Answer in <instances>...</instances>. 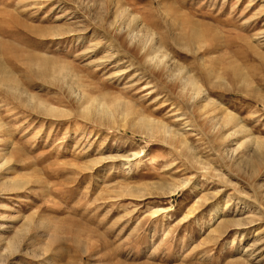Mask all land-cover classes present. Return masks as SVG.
Instances as JSON below:
<instances>
[{
    "label": "rangeland",
    "instance_id": "rangeland-1",
    "mask_svg": "<svg viewBox=\"0 0 264 264\" xmlns=\"http://www.w3.org/2000/svg\"><path fill=\"white\" fill-rule=\"evenodd\" d=\"M165 63L239 134L207 133ZM0 67V264H264V0H0Z\"/></svg>",
    "mask_w": 264,
    "mask_h": 264
},
{
    "label": "bare ground",
    "instance_id": "bare-ground-1",
    "mask_svg": "<svg viewBox=\"0 0 264 264\" xmlns=\"http://www.w3.org/2000/svg\"><path fill=\"white\" fill-rule=\"evenodd\" d=\"M111 1V0H110ZM125 11H127L125 9ZM125 11L123 12L125 14ZM121 12V11H120ZM122 13V14H123ZM123 14V15H124ZM128 15V14H127ZM126 15V16H127ZM127 18V17H126ZM132 19V18H131ZM127 20V19H126ZM133 22V19L131 20ZM113 22V21H112ZM112 24V23H111ZM113 26V25H112ZM117 27V26H116ZM33 29V28H32ZM35 32V31H34ZM127 32V30H126ZM147 37V36H146ZM134 38V37H133ZM144 38V37H143ZM148 38V37H147ZM132 40V39H131ZM196 40V39H195ZM149 44V43H148ZM145 45V43H144ZM143 47V46H142ZM148 48V46H147ZM145 50V49H144ZM147 53L144 54L145 58L150 60L151 62L155 61L156 59H158V52H159V47L157 46H153V44L149 45V51L147 49L146 51ZM36 59V58H35ZM20 60V59H19ZM48 60V59H47ZM30 62V61H29ZM49 62V60H48ZM162 62V61H161ZM158 64V63H157ZM51 67V66H50ZM174 64H163L161 67H159L160 70H158L159 75H164L165 78H167L169 81H173L174 86L172 85L173 88L176 89L175 91V95L177 97H179V99H181L182 101L186 102L190 107H191V112L198 117L201 122L202 125L204 126V128L207 130V133L213 134L214 132L218 131L219 129H229L231 130L232 134L235 135V133H238L241 131V126L238 124V122L236 121V118H234V116L227 112L224 108H222L221 106H219L218 104L213 103L209 97L206 95L205 91H203V88L198 84L197 82V78L189 73L186 72L185 69L183 67H179L177 70L174 71ZM37 68V67H36ZM45 69L47 70V68L45 67ZM51 69V68H49ZM48 69V70H49ZM63 69V68H62ZM61 69V70H62ZM155 69H157V66H155ZM53 70V69H52ZM50 70V71H52ZM56 70V69H55ZM60 70V72H61ZM187 70V69H186ZM6 71V69L4 70L3 67H0V73L3 75V73ZM40 71V68H39ZM54 71V70H53ZM48 72V71H47ZM46 72V73H47ZM52 73V72H50ZM57 73V72H55ZM63 73V71H62ZM61 73V75H59V73H57L59 76L61 77H65L63 74ZM10 74V73H9ZM34 74V73H33ZM8 75V73H7ZM37 75V74H36ZM160 75V76H161ZM9 76V75H8ZM11 76V75H10ZM38 76V75H37ZM73 76V75H72ZM4 77V76H3ZM6 77V76H5ZM11 77H14L13 75ZM51 77V75H50ZM69 77V76H68ZM10 78V77H9ZM9 78L7 77V79L4 78L1 79L0 81L3 80L6 84H3L2 86H9L10 89L12 87H17V82L16 84H10L11 81L9 80ZM16 78V77H15ZM13 78V81L14 79ZM53 78V77H52ZM11 79V78H10ZM69 80V79H68ZM12 81V82H13ZM17 81V80H16ZM2 82V81H1ZM15 82V81H14ZM3 83V82H2ZM1 83V84H2ZM69 83V82H68ZM0 84V85H1ZM16 85V86H15ZM71 85V84H70ZM73 86V85H72ZM9 87H5V89L9 88ZM20 87V86H19ZM21 88V87H20ZM19 88V89H20ZM71 88V87H70ZM16 89V88H14ZM13 89L14 93L15 90ZM17 90V89H16ZM174 90V89H173ZM21 91V90H20ZM18 92V91H17ZM17 94V93H16ZM19 95V94H18ZM204 101H207V103H203ZM203 103V104H202ZM207 104L211 105V108H207ZM215 113L219 114L220 116L218 118L215 117ZM140 123H141V127H145L147 133L151 136L154 137L156 139H158L160 142L165 143L167 145H169L170 147H173L175 149H177L179 152L183 153L186 156V159L189 162H193L195 164L199 163L200 165H203L204 162L201 161L199 159V157H197L196 152L194 151V149L192 148V146H190L187 141H186V135L185 130H178L175 128L170 127V125L164 123V122H160V121H151V120H147L146 118H141L140 119ZM192 128V127H191ZM181 129V128H180ZM193 130V129H192ZM243 131V130H242ZM214 135V134H213ZM262 143V142H261ZM260 143V144H261ZM259 144V145H260ZM264 144V143H263ZM259 147V146H258ZM236 152V150L227 153V155H229V157H233V153ZM248 152V151H247ZM180 153V154H181ZM244 154L246 155V151L244 152ZM241 154L239 157H237V159H239L242 155ZM248 155V154H247ZM236 157V156H235ZM242 158V157H241ZM257 161H259L258 158H256ZM240 163V162H239ZM246 165L250 166V168L252 170H255L256 168L254 166H251V164H249V162H244ZM189 180V179H188ZM8 183V182H7ZM17 183V182H14ZM24 183V182H23ZM188 183V181H187ZM186 181H180L179 185H175L174 187H172L170 190L171 192H175L176 190L183 188L184 186H186L185 184H187ZM177 184V183H176ZM13 188V187H12ZM11 190V189H10ZM138 195V194H137ZM136 195V196H137ZM139 197V196H138ZM239 225V224H238ZM216 234V233H215ZM220 235V234H219ZM88 247H85L83 249L84 253H89L90 249H87ZM1 263V262H0Z\"/></svg>",
    "mask_w": 264,
    "mask_h": 264
}]
</instances>
